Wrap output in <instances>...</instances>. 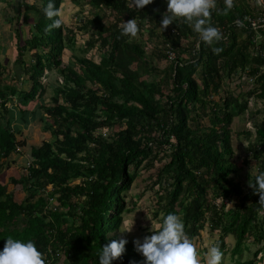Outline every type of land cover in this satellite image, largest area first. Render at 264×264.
Wrapping results in <instances>:
<instances>
[{
  "label": "trees",
  "instance_id": "1",
  "mask_svg": "<svg viewBox=\"0 0 264 264\" xmlns=\"http://www.w3.org/2000/svg\"><path fill=\"white\" fill-rule=\"evenodd\" d=\"M37 1L0 0L2 15L11 13L5 22L21 18L27 25L15 63L30 82L27 90L16 83L0 88V168L18 147L31 160L27 175L9 179L14 190L0 183V248L13 236L33 240L45 264H99V250L120 238L123 214L135 209L138 192L151 188L156 200L149 223L175 213L192 241L205 224L222 238L231 233L230 257L254 264L240 255L250 238L261 245L253 255L264 253V200L250 186L264 173V29L256 43L245 17L264 12H254L248 0H232L230 8L227 0H215L209 19L222 38L209 45L182 17L161 30L167 0L142 9H131V0H84L87 19L66 28L63 21L50 28L43 12L48 0ZM61 2L55 0L58 11ZM252 2L264 7V0ZM19 5L24 9L15 14ZM132 17L137 34L122 35L120 25ZM77 31L89 32L78 46L84 56L58 68L64 49H75ZM33 50L24 61L23 52ZM51 65L60 83L51 86L49 103H39L50 86L43 75ZM29 101L39 104L29 110ZM260 114L254 140L244 149L243 163L252 167L243 188L235 180L242 167L232 159V121ZM23 123H30L28 136L20 133ZM48 187L58 203L44 209ZM135 187L139 191L128 200ZM149 226L144 236L151 234ZM127 240L112 264H144Z\"/></svg>",
  "mask_w": 264,
  "mask_h": 264
},
{
  "label": "clouds",
  "instance_id": "2",
  "mask_svg": "<svg viewBox=\"0 0 264 264\" xmlns=\"http://www.w3.org/2000/svg\"><path fill=\"white\" fill-rule=\"evenodd\" d=\"M75 1L82 2L83 0ZM150 3H152V0H131L129 7L131 9H142L145 5ZM231 4L232 0H227V6L229 8L231 7ZM214 7L215 0H167V8L166 11L162 13L159 25L163 31L164 28L175 21V18L182 17L191 23L193 30L199 34L201 41L211 45L214 41H219L222 38L221 31L210 23L209 18ZM43 12L45 16L52 21V23L49 25L50 28H59L61 26L62 20L60 19L59 11L55 5V0H48L47 5L43 8ZM2 14L3 13L0 11V24H2V28L4 29L6 25H11L12 28H15V30L17 29L20 33L18 26L16 27L14 23L10 24L8 21L5 22L6 19L4 15L8 18L10 16L7 14ZM262 15L264 16V14ZM54 17L55 19H53ZM25 27H27L26 24ZM249 29V32L253 31L257 33V35L254 37V41L258 43L261 39L260 30L264 29V24L259 28ZM120 30L122 35L135 36L139 30L137 20L134 17L126 21L124 20L120 25ZM27 37L28 33L26 31L25 39ZM22 43L18 42L17 45ZM29 52L32 54L35 52V50ZM16 57H18V54L17 56L13 57L14 63ZM30 59L27 61H30ZM15 64H18V78H14L15 82L10 84L21 82V79L26 77L25 73L20 69V63ZM11 71L13 72V70ZM19 79L20 81H16ZM49 85L52 86L53 84ZM29 86L27 88H29ZM20 88L23 89L22 87ZM27 88L24 90H27ZM37 100L40 101L41 99ZM32 102L36 103V101ZM251 104L252 102L250 101V107ZM27 108L32 110L28 107V103ZM16 110L17 109H15V112ZM27 126L29 129L30 123L27 124L26 127ZM39 127L40 125L37 124L35 130L33 128L31 134L29 135L31 139L28 137L29 141H31L36 135L35 131L38 132ZM53 139L54 138L51 136L48 138V140ZM39 144L40 142L35 145ZM13 153H15L14 156H22V159L29 167L31 160L27 156L26 150L21 149L20 147L15 148V151H13L9 157ZM1 169L2 168H0V170ZM250 186L253 187L254 191L259 193V199L264 200V173L257 175L255 177V183L250 184ZM49 190V187L43 190V197L47 200V203L44 205V209H50L51 207L54 208L58 203L55 197H49ZM133 224L134 215L131 219L125 220L123 225L119 227V230L122 233L131 232ZM206 228L208 229L207 224L204 225V229ZM150 233L151 234L143 236L142 239L133 238L135 249L144 257V264H221L223 253L218 245H216L218 242H216V244H212V246L208 248L206 256H203L200 259L192 239L185 232L184 222L175 213H168L159 223L153 224L151 221ZM225 235L230 236L229 233ZM230 237L233 239L234 244V236L231 235ZM221 240L223 241V239ZM127 242V237L121 236L119 239H112L108 243L103 244L98 253L99 264H112L114 260L121 258L122 254L125 252V245ZM0 264H45V259L33 240H25L8 236L4 241L3 247L0 248Z\"/></svg>",
  "mask_w": 264,
  "mask_h": 264
},
{
  "label": "rangeland",
  "instance_id": "3",
  "mask_svg": "<svg viewBox=\"0 0 264 264\" xmlns=\"http://www.w3.org/2000/svg\"><path fill=\"white\" fill-rule=\"evenodd\" d=\"M5 2H10L11 0H4ZM13 1V0H12ZM19 0H14L15 4ZM27 3H36L38 6L40 3L37 0H25ZM35 1V2H34ZM249 5L251 8L254 9V12L256 10H260L264 12V7L261 6L259 3L255 4L252 2V0H248ZM261 3V2H260ZM14 12L15 14L22 12L24 7L23 5H19V7L14 6ZM9 16H11V13L7 11ZM88 13V4H85V1L78 2L75 0H62V3L60 5L59 10V16L63 21V27H72L75 25H81L87 18L86 14ZM32 14V13H31ZM33 15V14H32ZM34 16V15H33ZM1 23V22H0ZM14 24L16 27L18 26L20 33L18 34V30L15 28H12L11 25H6L4 29L2 28V24H0V88L8 83L15 82L14 78H18L17 70H18V64H15L13 62V57L17 56V43H22L26 36L27 27H25V22L19 18L16 21H14ZM89 32L82 33L80 35V31L76 32V46L75 49L69 50L64 49L62 52L60 59H61V65L58 68H62V66H65L69 59H72L75 61L76 56H84L81 51H79V45L82 42V38L85 39V37L88 35ZM82 37V38H81ZM40 50V49H39ZM96 57L99 58V52L96 51ZM30 52L25 51L23 52V59L24 61H27L30 59ZM93 56V54H90ZM77 69V68H75ZM13 70V72L11 71ZM28 76L23 77L21 79V82H17L16 85L18 88L22 87L23 89H26L29 86V82L27 79ZM44 80H46V83L48 84H56L60 83V80L58 78H61V75L56 69V66L52 65L43 75ZM16 81H20L16 80ZM51 86L47 87L46 91L41 96L40 102H43L44 104L49 103L51 93H50ZM243 88V87H242ZM28 89V88H27ZM214 98L218 99V96H214ZM253 99H250L251 101ZM39 103L29 102L28 107L31 109H34L37 107ZM253 104V103H252ZM251 104V107L253 108V105ZM258 107L260 108V105L258 104ZM262 118V114H260L258 117H253L252 119L246 118L245 116H235L232 121V147L234 148V156L233 161L238 165L242 167V171L238 173V175L235 177L236 181H239L241 183V186L244 188L246 176L245 172L249 170V167H252V165H245L243 163V157L245 156V146H247L248 142L254 140V122H257ZM203 124L208 125V121L206 118L202 120ZM21 134L28 133V126L26 127V123H23L21 126ZM249 130L251 132L250 136H246L245 130ZM253 133V134H252ZM30 137V136H29ZM31 139V137H30ZM35 142V141H34ZM35 144H37L35 142ZM15 153H13L9 158L6 159L4 162V165L2 169L0 170V183L7 182L6 185V191H9L11 189L14 190L13 184L9 183V179L11 178H19L20 176L27 175V168L28 167L25 163V161L22 159V156H14ZM22 163V164H21ZM24 163V164H23ZM145 176L148 175L147 171H144ZM140 179V178H138ZM142 184H145V182H142ZM19 186V185H17ZM18 188V187H17ZM139 190L135 187L132 189L131 192L128 193L127 199L130 200V196L132 194H136ZM138 199H137V206L135 209H133L129 213L123 214V220L121 222L120 227L123 225V222L126 219H131L134 215V224L132 227L131 232H121L119 230V237L126 236L127 239H130L133 242V238H143L146 230L147 225L151 224L149 223L152 218V207L156 200V189H148L145 192H138ZM25 194V193H24ZM26 195V194H25ZM24 195V196H25ZM235 198V197H232ZM236 199V198H235ZM234 201H231L230 204H233ZM127 217V218H126ZM126 218V219H125ZM151 228V226H149ZM218 232L212 233L211 231H208V229L201 230L200 234L195 237L193 240V243L198 251L199 258L201 259L203 256H206L207 250L209 247L212 246V244L218 245L220 250L222 251V259L221 264H236L234 262V258H231L229 255V250L233 246V239L230 237L232 234L229 233L230 236H222L218 235ZM221 237V238H220ZM224 242V245L221 244L222 240ZM251 238L247 240L248 243V250L243 251V253L240 255L242 259H246L247 257L254 259V264H264V253L259 252L256 256L253 255V253L260 248L261 245H255L253 246L251 244ZM245 243V242H244ZM246 245V243H245ZM207 258V257H206ZM237 258V256H236Z\"/></svg>",
  "mask_w": 264,
  "mask_h": 264
},
{
  "label": "built area",
  "instance_id": "4",
  "mask_svg": "<svg viewBox=\"0 0 264 264\" xmlns=\"http://www.w3.org/2000/svg\"><path fill=\"white\" fill-rule=\"evenodd\" d=\"M245 18L249 22L247 24L248 28L256 29V28L263 26L264 24V16L262 14H259L258 16L253 17V18L247 17V16ZM171 58H173V54H171L170 59Z\"/></svg>",
  "mask_w": 264,
  "mask_h": 264
}]
</instances>
